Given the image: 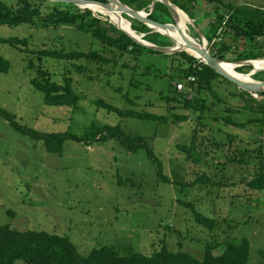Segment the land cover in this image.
<instances>
[{
  "label": "rangeland",
  "instance_id": "obj_1",
  "mask_svg": "<svg viewBox=\"0 0 264 264\" xmlns=\"http://www.w3.org/2000/svg\"><path fill=\"white\" fill-rule=\"evenodd\" d=\"M222 1L264 8V0ZM216 6L198 1L194 18L187 24L188 35L200 45L205 41L210 55L213 43L219 40L209 43L204 35L214 30L210 24L215 20ZM152 10L153 6L143 13L149 16ZM94 14H100L103 21L111 20L104 11ZM155 15L162 24L174 25L162 12ZM0 38H27L30 50L42 45L66 51L103 49L101 43L72 27L46 30L0 25ZM28 55L0 44V56L10 63L9 71L0 73V109L15 115L21 126L46 133L69 132L80 137L92 123L119 125L126 133L145 139L173 184L157 178L155 164L145 150L130 153L114 140H68L61 155L48 153L41 142L16 131L0 116V226L67 237L82 257L101 247H113L120 255L150 256L166 246L201 259L207 245L245 238L250 243L249 264H264V190H250L243 182L259 172V156L264 158V114L243 111L234 115L236 123L257 119L238 129L219 121L225 116L223 107L215 109L208 103L211 110L198 121L191 112L167 105L159 93L165 91L169 75L178 76L188 63L174 57L170 71V61L164 56L148 53L136 61L128 55L108 53L106 57L115 61L110 65L47 59L43 65L53 81L61 82L63 74H69L75 92L81 96L76 110L47 107L42 93L31 84L35 72L27 68ZM151 65L159 75H141ZM76 66L85 70L78 72ZM133 67L138 69L134 71ZM178 83L174 80L172 85ZM217 88L223 93L234 87L224 82ZM96 99L123 110L167 116L189 114L191 118L176 125L121 118L98 109L93 103ZM192 140L201 159L198 164L186 160L177 148ZM183 203L192 204L197 212L212 219L214 227L198 224Z\"/></svg>",
  "mask_w": 264,
  "mask_h": 264
},
{
  "label": "trees",
  "instance_id": "obj_2",
  "mask_svg": "<svg viewBox=\"0 0 264 264\" xmlns=\"http://www.w3.org/2000/svg\"><path fill=\"white\" fill-rule=\"evenodd\" d=\"M91 1L109 5L106 0ZM118 1L136 11H147L153 3V0ZM170 1L184 12L189 19L193 20L194 9L200 0ZM203 1L217 5L214 11L215 20L210 24V27L214 28V30L213 32L210 30L211 33L207 32L204 35L209 43H212L215 39L219 40L212 45L214 47L212 51L214 58L224 62L264 59V8L225 4L222 0ZM114 10L117 11V9ZM156 12H162L166 16L171 17L167 8L159 2L153 4V10L148 18L161 23L159 17L155 15ZM97 15L101 16L100 14ZM123 18L128 21L135 35L144 34L143 40L159 47L173 45L171 38L160 33H152L151 28L126 15H123ZM0 25L7 27L29 25L46 30L72 27L78 32L88 34L90 38L103 45L102 52L94 50L83 52L47 49L43 45L40 48L30 50L27 38H0V44H8L21 52L29 54L27 68L35 72V76L31 79V84L35 90L42 93L44 105L47 107L76 110L80 108L81 96L75 92L72 85L73 81L69 74H63L61 82L53 81L51 73L43 65L46 61L52 60L58 63L86 61L97 65H110L115 63V61L106 57L108 53L128 55L133 57L135 61L138 60V56L148 53L164 56L168 62L170 61V71L172 70L171 61L174 57L182 58L188 63V66L182 69L178 76H173V78L172 75H169V82L165 91L159 93L160 100L167 103V105L171 103L174 104V107L191 112V115L196 116L198 121L202 120L203 115L211 110L208 103L215 109L223 107L222 112L225 113V116L218 118L219 121L238 129H244L247 125L256 123L257 119L236 123L233 120L234 115L243 111L255 115L264 114V92L250 93L239 89L186 52L163 54L141 46L109 23V21H103L93 16L92 12L87 9L45 0H0ZM230 53L234 55L232 58L227 57ZM129 67L132 68L131 64ZM152 67L153 65L146 66L141 75H157V69L154 67L152 69ZM9 69V61L0 56V73L5 74ZM76 69L78 72L85 70L82 66H76ZM250 70L251 67L235 69L236 72L241 73H246ZM189 77H193L195 80L193 82L187 81ZM252 78L264 80V71L255 73ZM174 80L183 83L184 89L182 91L177 90V84L172 85ZM224 82L234 88L232 91L225 92L226 90H224L223 93H219L218 83ZM189 95H191L190 98H188ZM124 98L129 102V98L126 95ZM233 99H238V101ZM233 102L237 104L234 105ZM93 103L98 109L106 111L107 114L112 113L121 118H133L160 124H183L191 118L189 114H171L167 116L138 112L131 109L123 110L106 103L102 99L93 100ZM0 116L16 131L26 135L32 141L41 142L48 153L61 155L63 144L68 140L80 143H88V141L105 143L108 140H114L130 153L145 150L147 157L155 164L157 178L163 183L173 184L164 175L162 163L154 155L145 139L140 135L132 136L126 133L119 125L108 126L92 123L85 135L79 137L69 132L46 133L21 126L17 122L15 115L3 109H0ZM177 148L185 154L186 160L194 161L196 164L201 162L193 140L190 144L177 146ZM259 159V172L255 173L251 179L243 180L250 190H264V158L260 155ZM179 202L181 204V201ZM183 204L191 209L198 224L209 229L214 227V221L197 212L192 204ZM220 247V253L214 254V251ZM259 254L263 253L259 252ZM249 256L250 243L243 238L238 241L207 245L201 259H197L181 250L171 251L166 246H163L150 256L139 253L120 255L113 247H101L91 251L88 256L82 257L67 237L46 232H22L12 230L7 226H0V264H15L17 261H22L24 264H249Z\"/></svg>",
  "mask_w": 264,
  "mask_h": 264
},
{
  "label": "water",
  "instance_id": "obj_3",
  "mask_svg": "<svg viewBox=\"0 0 264 264\" xmlns=\"http://www.w3.org/2000/svg\"><path fill=\"white\" fill-rule=\"evenodd\" d=\"M45 1L67 4V5H73V6L80 8V9H87V10L91 11L93 16H95L97 18H99V16L97 14H94V12L90 8H88L87 5H93V6L101 7L106 12L116 13L114 11V9H117V12H120V15H118V17L120 19L123 18V15H126L127 17L134 19V20L146 25L147 27L151 28L152 33H160L162 35H165L166 37L171 38V40L173 42V45L171 47L156 46L154 44H151V43L143 40L144 34L135 35V37H132L129 32L122 30L120 27H118L117 25L112 23L110 19L109 20L107 19V21H109V23H111L116 28H118L120 31H122V33H125L127 37L131 38L133 41H135L139 45L144 46V47L151 49L153 51L163 53V54H174L177 52H186L187 54H189L186 49L192 50V51L196 52L200 57L198 58V57H195V56L189 54L190 56L194 57L195 59H197L199 62L203 63L204 65L208 66L210 69L215 71L218 75L225 78L226 80H228L229 82H231L232 84L237 86L239 89H241L243 91L250 92V93L264 92V80H262V81L256 80L255 81V80L251 79L252 80L251 82L241 80V79L236 78L235 76L230 74L226 69H224L220 66L222 63H229V64H233L235 66V69L241 68V67H251L250 72L246 75H248L252 78V76L255 73L264 71V68L255 69L253 67L251 62H254L256 60L241 61V62H224V61H220V60L214 58V56L210 55L206 48L203 47V49H200L199 47L192 44L186 38V36L183 34V32L181 31V29L178 25L177 19L175 17V12H174V8H177V7L170 0H153L151 7L153 6V4L155 2H159V3L163 4L167 8L168 12L170 13L171 19L174 22L173 26L170 24L168 25V24H162L160 22H155V21L149 19L148 15L143 13L144 11L133 10V9L129 8L128 6L120 3L118 0H106L109 3V5H105V4L98 3L95 1H91V0H45ZM123 19L126 20L125 18H123ZM170 30H174L175 32H177L178 36L177 37L176 36L170 37L167 34V33H169ZM132 32H134V31L132 30ZM180 40L183 42V44H179ZM182 48H185V49H182ZM258 60H264V59H258ZM239 74H241V73H239Z\"/></svg>",
  "mask_w": 264,
  "mask_h": 264
},
{
  "label": "bare ground",
  "instance_id": "obj_4",
  "mask_svg": "<svg viewBox=\"0 0 264 264\" xmlns=\"http://www.w3.org/2000/svg\"><path fill=\"white\" fill-rule=\"evenodd\" d=\"M88 8H90L93 12L94 11H104L103 8L98 7V6H93V5H87ZM115 11V10H114ZM106 12V11H104ZM114 12H106L107 14H109V16L111 17V22L114 23L115 25H117L118 27H120L122 30H125L127 32H129L131 34L132 37H135V34L132 32L131 27L128 23V21L124 20L123 18H119L118 15H120V13H118L117 11ZM174 12H175V17L177 19L178 25L181 29V31L183 32V34L186 36V38L195 46L199 47L200 49H203V47L205 46V41H203V43L200 45L198 44L196 41H194L193 37H191L190 35H188L187 33V24L190 22L188 16H186L184 14V12H182L181 10H179L178 8H174ZM115 14V15H114ZM117 15V16H116ZM122 16V15H121ZM170 37L173 36H178L177 32H175L174 30H170L169 33H167ZM179 44H183V42L180 40ZM205 48V47H204ZM185 49V48H182ZM187 52L195 57H200L196 52L186 49ZM251 64L253 65V67L255 69H262L264 68V60H256L254 62H251ZM222 68L226 69L230 74H232L233 76H235L238 79L241 80H245V81H249L251 82L252 80L250 79V77L246 74H239L238 72L235 71V66L233 64H229V63H222L220 65Z\"/></svg>",
  "mask_w": 264,
  "mask_h": 264
},
{
  "label": "built area",
  "instance_id": "obj_5",
  "mask_svg": "<svg viewBox=\"0 0 264 264\" xmlns=\"http://www.w3.org/2000/svg\"><path fill=\"white\" fill-rule=\"evenodd\" d=\"M195 79L193 78V77H189L188 79H187V81H190V82H193ZM176 87H177V90L178 91H182V89H183V84L182 83H178L177 85H176Z\"/></svg>",
  "mask_w": 264,
  "mask_h": 264
}]
</instances>
